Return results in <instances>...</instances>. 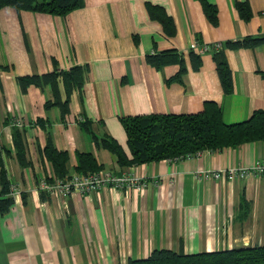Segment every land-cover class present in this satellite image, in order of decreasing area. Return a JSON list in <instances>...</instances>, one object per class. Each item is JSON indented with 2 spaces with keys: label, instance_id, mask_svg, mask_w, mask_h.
Segmentation results:
<instances>
[{
  "label": "crops",
  "instance_id": "1",
  "mask_svg": "<svg viewBox=\"0 0 264 264\" xmlns=\"http://www.w3.org/2000/svg\"><path fill=\"white\" fill-rule=\"evenodd\" d=\"M205 1L216 6V23L203 0H85L67 16L0 8V64L8 67L0 72V157L21 191L0 216V264H127L155 249L198 253L264 245V175L233 181L203 176L264 161V139L181 161L121 168L79 122L86 118L98 136L115 138L129 154L123 117L196 113L213 101L224 122L233 124L264 110V43L226 49L231 92L222 85L213 54H202L195 66L188 53L197 39L213 44L264 36V0ZM237 2L249 3V20L241 17ZM149 4L164 8L174 33L151 15ZM169 50L184 52L180 81L179 62L157 68L147 61ZM85 64V84L74 91L64 117L60 107H45L50 86L23 92L17 82L18 76ZM18 118L25 127L27 166L15 157L12 124ZM38 118L46 120L54 145L68 152L71 174L79 153L92 152L103 170L133 173L148 184L43 199L37 180L55 175L43 154L47 133Z\"/></svg>",
  "mask_w": 264,
  "mask_h": 264
},
{
  "label": "trees",
  "instance_id": "2",
  "mask_svg": "<svg viewBox=\"0 0 264 264\" xmlns=\"http://www.w3.org/2000/svg\"><path fill=\"white\" fill-rule=\"evenodd\" d=\"M84 4L85 0H0V8L9 6L18 11L44 12L58 16H67L72 11L82 8ZM203 5L208 17L213 23H216V6L205 0H203ZM236 5L243 19L249 20L252 17L248 2H237ZM148 8L151 15L163 23L167 32L174 33L173 19L164 8L153 4H149ZM198 40L202 43L200 39ZM262 43H264V36H245L241 39L222 42L220 47L216 43L209 44L211 46L210 53L216 60L217 70L226 92H231L233 89L232 71L226 58V49L256 47ZM188 53L195 60V66H198L202 54L191 48ZM183 55V51L169 50L148 55L147 61L157 68L179 62L181 69L175 78L180 81L185 71ZM7 68V66L0 64V72ZM88 73L89 66L87 64L74 65L68 69L53 70L44 74L18 76L17 82L23 92H26L30 86H38L43 89L50 86L52 97L46 101L45 107L46 109L54 106L60 107L64 117L69 113L74 91L82 89ZM7 120L9 121V118ZM122 121L128 136L129 154L115 138L98 136L92 130L89 120L84 117L79 119L93 142L97 146L108 149L115 156L117 164L121 168L157 162L163 159L182 158L183 160L188 155L197 154L204 150L215 151L264 139L263 109L254 111L245 121L227 124L223 120L221 107L213 101H207L204 109L196 113L128 116L123 117ZM37 123L47 133V142L43 148V154L52 164L55 175L45 179L49 183L67 179L71 175L67 168L68 152L58 149L54 145L45 119L38 118ZM12 125L15 157L21 166L30 165L26 159L27 147L23 138L25 127H17L15 123ZM104 168L105 165L98 162L94 153H79V165L76 167V172L87 174ZM0 169L1 216L10 210L15 203V198L11 194L12 181L8 178L2 157H0ZM39 182L38 179L37 185ZM40 191L43 199L50 196L46 191ZM127 264H264V245H250L198 253L155 249L148 257L130 259Z\"/></svg>",
  "mask_w": 264,
  "mask_h": 264
},
{
  "label": "built area",
  "instance_id": "3",
  "mask_svg": "<svg viewBox=\"0 0 264 264\" xmlns=\"http://www.w3.org/2000/svg\"><path fill=\"white\" fill-rule=\"evenodd\" d=\"M218 47L221 43H216ZM191 49H194L200 54L210 53L211 46L206 43H201L198 39L191 44ZM17 126L23 127L24 122L18 118L14 122ZM198 154L188 155L187 158ZM171 160L181 161L182 158H174ZM251 175H264V161L257 160L251 166H239L234 168H222L218 170L205 171L203 176L207 179L233 181L239 178L245 179ZM147 180L143 177L135 176L133 173L119 174L114 170H100L81 174L75 172L65 180H56L49 183L46 179H40L38 190L46 191L49 195L59 194L61 197H69L75 193L88 194L93 191L103 188H112L116 190H130L133 187L146 186ZM11 194L17 196L21 193L17 183L11 184Z\"/></svg>",
  "mask_w": 264,
  "mask_h": 264
},
{
  "label": "rangeland",
  "instance_id": "4",
  "mask_svg": "<svg viewBox=\"0 0 264 264\" xmlns=\"http://www.w3.org/2000/svg\"><path fill=\"white\" fill-rule=\"evenodd\" d=\"M202 152V151H201ZM201 152H198L197 154L199 155ZM45 179V178H44Z\"/></svg>",
  "mask_w": 264,
  "mask_h": 264
}]
</instances>
